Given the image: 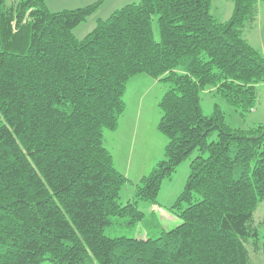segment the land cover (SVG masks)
I'll list each match as a JSON object with an SVG mask.
<instances>
[{"label":"trees","instance_id":"1","mask_svg":"<svg viewBox=\"0 0 264 264\" xmlns=\"http://www.w3.org/2000/svg\"><path fill=\"white\" fill-rule=\"evenodd\" d=\"M101 1L50 11L45 0H0V264H252L248 244L264 252V214L253 225L264 124L231 128L219 106L203 113L200 93H219L242 116L255 107L264 57L244 32L260 0H232L224 21L211 0H136L77 39ZM138 74L168 83L158 123L167 142L121 203L130 181L104 134ZM193 152L171 205L180 224L146 239L110 234L144 221L139 202H156Z\"/></svg>","mask_w":264,"mask_h":264},{"label":"rangeland","instance_id":"2","mask_svg":"<svg viewBox=\"0 0 264 264\" xmlns=\"http://www.w3.org/2000/svg\"><path fill=\"white\" fill-rule=\"evenodd\" d=\"M50 11L75 9L91 3L81 4L80 0H45ZM136 0H128L132 2ZM16 0H6L7 4H14ZM110 0H102L95 12L89 15L84 22L74 27L73 33L77 39H82L91 32L98 19L107 18L114 10ZM232 0H211V13L219 21L226 20L232 11ZM154 37L158 38V28L153 23ZM244 35L251 46L258 49L264 57V1L258 2L257 20L254 26L245 30ZM168 87L165 81H159L145 74L131 77L125 86L123 100L125 110L119 118L117 131L104 134V146L111 152L115 167L126 173L130 183H126L120 190L119 201L125 203L133 197L134 184L142 176L148 174L154 164L162 157L163 148L167 142L160 132L158 123L160 118L159 102ZM200 104L204 114L213 111L214 105L221 109L225 123L231 128L245 129L257 124H264V82L257 85V101L255 107L243 116L217 92L205 89L200 93ZM215 135H212L214 138ZM131 149V150H130ZM130 154L129 165L127 157ZM193 152L186 158L170 178L162 180L156 202H139V209L145 214V220L134 225H117L110 231L112 235H124L146 239L157 236L163 230H170L181 223V219L171 210V205L183 190L189 174L190 162L196 156ZM264 214V199L258 202L253 213V225H259ZM252 264H264V252L254 251L251 243L248 244ZM258 252V253H257ZM41 264H50L43 262Z\"/></svg>","mask_w":264,"mask_h":264},{"label":"crops","instance_id":"3","mask_svg":"<svg viewBox=\"0 0 264 264\" xmlns=\"http://www.w3.org/2000/svg\"><path fill=\"white\" fill-rule=\"evenodd\" d=\"M81 2V4H86V3H91V1H93V0H80ZM128 0H110V2H109V4H110V6H112L113 8H115V7H121V6H123V5H125V4H127V3H129V2H127ZM115 9H117V8H115ZM119 125V124H118ZM117 128H118V126H117ZM117 128L114 130V131H110V134H112V133H114V132H116L117 131ZM131 150V149H130ZM112 157H113V155H112ZM113 160H114V158H113ZM127 160H128V165H129V160H130V154H129V156L127 157ZM124 175L126 176V173H124ZM127 177V176H126ZM128 178V177H127Z\"/></svg>","mask_w":264,"mask_h":264}]
</instances>
